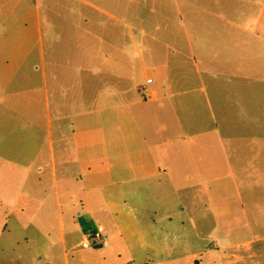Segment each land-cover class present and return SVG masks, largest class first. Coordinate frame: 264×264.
<instances>
[{"label": "crops", "instance_id": "0c3cea01", "mask_svg": "<svg viewBox=\"0 0 264 264\" xmlns=\"http://www.w3.org/2000/svg\"><path fill=\"white\" fill-rule=\"evenodd\" d=\"M234 25L192 35L167 0H0V263L55 257L3 233L56 213L65 256L99 232V264H264V236L241 237L259 222L244 192L264 179V63Z\"/></svg>", "mask_w": 264, "mask_h": 264}, {"label": "rangeland", "instance_id": "374dc122", "mask_svg": "<svg viewBox=\"0 0 264 264\" xmlns=\"http://www.w3.org/2000/svg\"><path fill=\"white\" fill-rule=\"evenodd\" d=\"M168 2L176 1L178 2L180 10L183 12L184 25L193 35V31H239L234 23H242L246 28L242 31H255L253 34L254 38H257V50H258V61L264 63V0H221L219 5L221 9L222 19H207L199 21L200 19H188L192 14L189 12L188 8L190 4L188 3L191 0H167ZM208 4H211L212 8L217 7L212 4L213 0H204ZM237 1V2H236ZM235 3L239 10L235 12ZM195 17L203 16L202 14H193ZM208 16V15H207ZM203 27V29H201ZM209 34V33H208ZM211 38L215 36L213 32ZM209 36V35H207ZM223 39V36L219 37V40ZM259 63V64H260ZM152 76H155L152 74ZM145 82V78L140 84ZM244 204L246 207V213L248 216L255 221H259L258 224H255L252 228H243L241 237L245 238L248 236H264V179L257 182L255 186L254 194L252 195L248 192H244ZM256 207V210H255ZM55 219H52L53 226L49 230L43 231L40 229L38 232L33 228L29 231H25L21 228H12L11 233H7L8 229L3 236L20 238L23 236H30V241H36L38 239L45 240L50 243L51 250L55 253V257L51 259L38 258L34 253H30V259H25L21 261H3L0 264H99L100 259L94 254L96 250L91 246L87 245L88 235L82 237L80 235L77 238L76 249L72 248V245L67 242L66 252L67 255H64L62 244H61V233L59 230L58 216L55 213ZM36 233H40L39 235ZM43 233V234H42ZM208 234H212L215 237L217 233L214 228L207 229L206 231V241H200L198 245L204 244L210 241ZM234 236V235H233ZM39 240V241H40ZM198 240V239H196ZM196 246V245H195ZM108 263V262H107ZM132 264V263H131Z\"/></svg>", "mask_w": 264, "mask_h": 264}, {"label": "built area", "instance_id": "2783aa9c", "mask_svg": "<svg viewBox=\"0 0 264 264\" xmlns=\"http://www.w3.org/2000/svg\"><path fill=\"white\" fill-rule=\"evenodd\" d=\"M88 237H90V238H100L101 237V234L99 232H90L88 234Z\"/></svg>", "mask_w": 264, "mask_h": 264}]
</instances>
